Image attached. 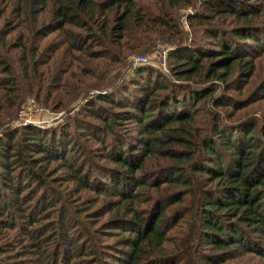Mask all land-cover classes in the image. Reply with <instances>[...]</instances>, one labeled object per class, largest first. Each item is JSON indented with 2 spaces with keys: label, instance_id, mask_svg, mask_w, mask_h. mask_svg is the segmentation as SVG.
Listing matches in <instances>:
<instances>
[{
  "label": "trees",
  "instance_id": "obj_1",
  "mask_svg": "<svg viewBox=\"0 0 264 264\" xmlns=\"http://www.w3.org/2000/svg\"><path fill=\"white\" fill-rule=\"evenodd\" d=\"M158 35L165 70L103 81ZM261 52L264 0H0V100L28 79L58 108L78 76L98 78L59 128L0 126V260L13 231L40 264H109L111 232L113 264H264V122L238 112L264 98V78L249 87ZM52 167L90 195L60 196Z\"/></svg>",
  "mask_w": 264,
  "mask_h": 264
},
{
  "label": "rangeland",
  "instance_id": "obj_2",
  "mask_svg": "<svg viewBox=\"0 0 264 264\" xmlns=\"http://www.w3.org/2000/svg\"><path fill=\"white\" fill-rule=\"evenodd\" d=\"M147 1V0H144ZM188 11L187 6H182L176 8L174 10L175 16H177V21L182 26V29L186 31L187 35H190V28L188 27L186 20L183 18V14ZM14 21V16L8 17L7 23L9 26L12 25ZM165 35L167 32H164ZM53 33H49L44 38V42L52 40ZM169 47L168 40L162 36H156L151 40L150 44L142 46V49H128L124 53V56L120 58L119 62L113 61L109 62L104 68L103 76L104 80L107 82H112L118 80L120 77H124L128 74L130 67L138 64H150L152 66L158 67L162 70H165V55L166 49ZM138 55H142L144 57V61L137 60L136 57ZM106 62V61H105ZM105 62H98L94 66L97 67V70L102 69L103 64ZM108 69V70H107ZM256 72L253 80H251L249 87L252 88L256 86L260 82L261 79L264 78V52H261L256 58ZM96 70V68H95ZM72 73L80 75L77 67L72 70ZM80 78V83L74 87L70 94H67L66 97L67 103L65 106L52 108L51 105L44 104L42 98L39 96L38 98L33 97L34 90L28 91V85L30 84V80L24 79L18 83V87L20 89L19 93L13 94L10 99L15 100L14 105L8 106L4 103L3 100H0V126L1 125H10V126H21L27 124H33L41 128H59L60 125L64 122H68L71 119L72 114L77 108V105L83 102V95L92 94L96 92L97 81L98 78L91 76L90 74L84 76H78ZM1 91V90H0ZM239 113H244L254 117L256 119V123L264 122V98H258L255 101L246 105V107L240 111ZM69 130L73 129V125L68 128ZM87 145V143H85ZM90 146H93L92 144ZM51 165V164H50ZM55 171V172H54ZM50 173L53 172L54 175L61 174L62 179L59 180L58 186H49L50 182L46 183L48 187H52L56 189V191L62 196L63 194L71 195V202L74 203L75 199H77L78 195L89 196L90 194L87 191L80 190L79 192L71 191L73 184L71 181L65 180L66 175H63L62 170H56L55 167H52L49 170ZM53 175V176H54ZM52 177V176H51ZM50 177L46 179L49 180ZM66 205V203H65ZM80 206V205H78ZM87 208V206L81 207L80 210ZM100 208L103 209V206L100 205ZM96 222V221H93ZM48 223V222H47ZM46 222L42 223L40 230L34 231V235L37 237L41 232H45L47 235V228H45ZM181 229H186L190 232L193 228H188V226L180 227ZM46 230V231H45ZM179 230V228H174L172 231ZM17 234V233H16ZM106 234L100 237L101 251H102V260L103 262H107L109 264H113L114 256H118V252L120 247L115 240V237L111 236V232L102 233ZM15 233L13 231H9L7 233V237L5 240L9 241L10 244L6 247L8 253L7 259L0 260V264H40V260L38 259L37 253L34 249L30 248V244L21 245L22 247H18L16 245L20 240L13 239ZM173 237H178V235H174ZM4 240V239H2ZM25 239L22 241L24 242ZM17 248V249H16ZM14 250H18L16 253ZM194 259V258H193ZM251 260V259H249ZM253 261V260H252ZM189 263V261H187ZM255 262V260H254Z\"/></svg>",
  "mask_w": 264,
  "mask_h": 264
},
{
  "label": "built area",
  "instance_id": "obj_3",
  "mask_svg": "<svg viewBox=\"0 0 264 264\" xmlns=\"http://www.w3.org/2000/svg\"><path fill=\"white\" fill-rule=\"evenodd\" d=\"M136 59H137V60L144 61V57H143L142 55H138V56L136 57Z\"/></svg>",
  "mask_w": 264,
  "mask_h": 264
}]
</instances>
